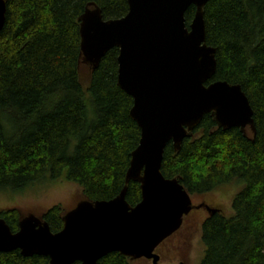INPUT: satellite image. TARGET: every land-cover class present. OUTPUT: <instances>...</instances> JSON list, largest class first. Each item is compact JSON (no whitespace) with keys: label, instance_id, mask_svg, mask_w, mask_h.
Here are the masks:
<instances>
[{"label":"trees","instance_id":"obj_1","mask_svg":"<svg viewBox=\"0 0 264 264\" xmlns=\"http://www.w3.org/2000/svg\"><path fill=\"white\" fill-rule=\"evenodd\" d=\"M0 33V190H25L44 180L77 184L81 200L110 201L125 186L141 129L129 115L132 97L118 85L119 49L98 68L84 63L80 17L90 5L104 20L128 14L127 0H6ZM206 38L217 70L207 85H240L254 111L255 128L224 129L212 114L165 149L162 174L177 179L191 197L240 183L230 216L216 212L201 226L200 264H264V0H210L203 8ZM196 9L186 12L189 27ZM85 64V65H84ZM85 70V72H83ZM135 207L141 186L130 182ZM65 210L43 212L52 232ZM22 213L0 209L13 232ZM0 264H50L48 257L0 253ZM74 264H80L76 262ZM98 264H132L111 253Z\"/></svg>","mask_w":264,"mask_h":264},{"label":"water","instance_id":"obj_2","mask_svg":"<svg viewBox=\"0 0 264 264\" xmlns=\"http://www.w3.org/2000/svg\"><path fill=\"white\" fill-rule=\"evenodd\" d=\"M210 0H127L128 14L104 20L90 5L80 17L84 63L98 68L109 50L118 48V85L132 97L130 116L141 129L122 192L110 201H80L63 216L64 227L51 231L41 217L22 213L13 232L0 219V253L48 257L50 264H98L111 253L131 261L159 264L157 248L182 227L194 208L177 179L162 174L164 151L180 150L207 114L220 128H255L254 111L240 85L218 81L216 49L206 38L204 7ZM0 0V33L6 22ZM196 9L190 26L186 12ZM141 186L135 207L126 200L130 182Z\"/></svg>","mask_w":264,"mask_h":264},{"label":"rangeland","instance_id":"obj_3","mask_svg":"<svg viewBox=\"0 0 264 264\" xmlns=\"http://www.w3.org/2000/svg\"><path fill=\"white\" fill-rule=\"evenodd\" d=\"M239 185L240 183L236 181L223 185L210 194L193 196L192 202L195 206L204 202L230 216L228 214L232 212L231 200L239 191ZM81 198V189L77 184L44 180L19 192L9 189L0 190V209H17L24 215L33 213L40 217L43 212L56 205H60L67 213L82 201ZM205 214V211L201 209H195L192 214H189L179 231L156 251L161 257L159 264H200L205 249L201 241V226L206 219ZM131 262L132 264H153L152 260L144 258Z\"/></svg>","mask_w":264,"mask_h":264},{"label":"flooded vegetation","instance_id":"obj_4","mask_svg":"<svg viewBox=\"0 0 264 264\" xmlns=\"http://www.w3.org/2000/svg\"><path fill=\"white\" fill-rule=\"evenodd\" d=\"M194 204V203H193ZM195 209H201V210H203V211H205V215H206V218H208L210 215H213L214 213H216V212H222V210H220V209H214V208H212V207H210L208 204H206V203H204V202H201V203H199V205H197V206H195L194 205V208H193V210L191 211V213L190 214H192L193 212H194V210ZM188 216H189V214H188ZM188 216H186L185 217V219L188 217ZM185 219H184V222H185ZM184 222H183V224H184ZM165 242V241H164ZM164 243L162 242V244L157 248V250L156 251H158L161 247H162V245H163ZM184 264V263H183Z\"/></svg>","mask_w":264,"mask_h":264}]
</instances>
